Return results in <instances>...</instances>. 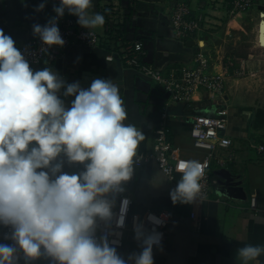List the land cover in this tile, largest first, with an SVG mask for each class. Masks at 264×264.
Segmentation results:
<instances>
[{"label": "crops", "instance_id": "crops-1", "mask_svg": "<svg viewBox=\"0 0 264 264\" xmlns=\"http://www.w3.org/2000/svg\"><path fill=\"white\" fill-rule=\"evenodd\" d=\"M181 1L194 13L206 16L204 30L197 40L182 41L173 35L169 8ZM251 1L247 10L230 14L225 6L227 0H92L90 14L98 12L106 19L107 15L129 13L128 20L121 26L123 37L141 41L146 61L158 69L191 66L194 54L201 50L209 59V72L224 76V94L220 99L199 92L193 94L189 102L170 101L157 84L124 67L118 57L107 61L105 56L112 49L109 43L90 47L72 42L61 49L53 63L30 65L34 70L50 67L67 83L79 81L83 88H88L94 77L112 79L118 85L127 112L125 123L141 129L144 139L137 148L132 178L123 185L125 191L117 196L116 205L119 196L127 195L131 200L130 212H171L162 244L153 247L154 264H241L236 257L238 248L247 244L264 246V157L252 148V144L264 145V78L239 77L232 70L228 71L231 67H224L229 63L234 71H247L262 62L247 55L248 49L264 51V40L258 42V27L264 20L261 15L264 0ZM43 2L0 0V29L12 37L17 48L35 37L33 25L46 24L54 13L53 6L59 4V0H47L45 8L36 11ZM64 16L77 20L67 11ZM249 29L252 32L250 46L240 41L242 32ZM92 31L104 34L103 28ZM62 92L63 89L60 98L70 107L75 97H64ZM220 109L226 111L225 133L232 140L233 161L225 168L211 164L209 175L214 183L205 200L192 205L174 204L170 197L171 182L154 160L145 158L152 149L161 116L164 115L163 123L172 143V161L175 164L192 160L201 163L205 152L193 147L189 137L191 120L214 115ZM218 153L225 155L227 151ZM63 159V171L71 174L84 170L83 165H70ZM180 178L179 171L175 181ZM252 196L255 209L249 206ZM141 243L135 239L133 231H126L122 246L116 248L117 253L127 260L131 254L142 251ZM33 264H49V261L40 259ZM249 264H264V255Z\"/></svg>", "mask_w": 264, "mask_h": 264}, {"label": "clouds", "instance_id": "clouds-1", "mask_svg": "<svg viewBox=\"0 0 264 264\" xmlns=\"http://www.w3.org/2000/svg\"><path fill=\"white\" fill-rule=\"evenodd\" d=\"M47 0L36 11L45 8ZM92 0H59L55 16L34 24L42 52L63 47L58 20L67 11L88 30L101 29L105 17L91 13ZM74 96L67 107L60 98ZM127 112L112 79H93L88 88L67 83L50 67L34 70L11 36L0 29V227L8 229L0 243V264H154L153 246L162 234L146 232L134 217L135 239L142 251L127 260L118 255L106 235L97 238L99 222L125 226L130 204L116 198L132 178L137 148L144 133L125 123ZM83 165L78 173L63 171L65 160ZM170 192L172 202L201 200L203 166L186 161ZM153 225L163 221L147 216ZM113 243H116L113 241ZM264 255V246L247 244L236 250L241 264Z\"/></svg>", "mask_w": 264, "mask_h": 264}, {"label": "built area", "instance_id": "built-area-1", "mask_svg": "<svg viewBox=\"0 0 264 264\" xmlns=\"http://www.w3.org/2000/svg\"><path fill=\"white\" fill-rule=\"evenodd\" d=\"M251 0H227L225 6L230 14L240 13L247 10L251 6ZM55 12L50 16L54 17ZM129 13L107 15L104 24V34L98 35L94 31L88 35V30L81 28L76 18L63 16L58 20V27L62 38L65 40L64 46L76 42L90 47L102 46L106 43L111 44V51L106 54L105 59L111 61L113 57H118L124 67L133 70L139 75L157 84L162 90L168 94L170 101L189 102L192 100L193 94L205 92L210 98L220 99L224 94V76L222 74H213L209 72V59L201 51L198 50L194 54L193 64L191 66H170L166 70L158 69L148 63L145 59V50L143 43L139 40H127L123 37V29L121 26L128 20ZM49 18V19H50ZM169 18L173 35L176 39L197 40L199 34L204 30L207 22L206 16L201 13H194L185 2H176L169 8ZM119 19V20H118ZM48 22V21H47ZM63 46V47H64ZM42 41L38 36L28 40L18 49L25 55L30 65H37L43 62L53 63L61 52L63 47L52 46L47 52H42ZM242 70V69H241ZM164 115L155 129L154 142L151 151L145 154L148 160H154L160 172L171 182L170 191L177 185L175 174L179 172L182 162L175 164L172 161L171 150L172 143L168 137V128L163 123ZM226 111L218 110L214 115H204L194 117L190 123L189 137L193 147L205 152V158L201 161L204 174L200 183L202 185L201 200H196L189 205L205 200L211 192V186L214 183L209 175V169L213 163L218 168H225L234 158L232 140L226 135ZM255 152L264 157V145L252 144ZM219 150H226L225 155H220ZM127 195H121L118 198L117 205L113 210L114 213L119 212V204L121 199ZM131 204V200H130ZM130 204L128 207L125 226L117 228L115 220L111 224L99 222L96 231L97 238L106 235L109 243L113 247H121L126 231L134 232V217H138L139 221L144 224L146 232H151L155 227L156 231L162 234L159 245L162 244L167 226L171 217L170 211L152 212L145 211L142 213L130 212ZM255 198L249 199V206L255 209ZM149 214L155 215L161 219V225H153L147 220ZM194 213H192V216ZM8 229L0 227V243H12L10 240L4 239V234ZM115 241L116 243H113Z\"/></svg>", "mask_w": 264, "mask_h": 264}, {"label": "rangeland", "instance_id": "rangeland-1", "mask_svg": "<svg viewBox=\"0 0 264 264\" xmlns=\"http://www.w3.org/2000/svg\"><path fill=\"white\" fill-rule=\"evenodd\" d=\"M243 12V11H242ZM237 14V13H235ZM258 19H260L258 17ZM256 26V25H255ZM253 27V34L255 33V30H256V27ZM251 29H249L248 31L246 30L245 32H242V36L240 37V41L243 43V44H249V46L251 45L250 44V40H251ZM245 50H247L245 48ZM251 55V58H258L259 61H262L264 62V51H250V49L247 50V55ZM229 60V59H227ZM227 60H226V63H227ZM225 62V61H224ZM260 62V65H258L255 69L252 68V69H247V71H244V70H235L234 71V67L230 66L229 63H227V66H224L225 69H227L228 67H231L230 69H228V71H231L235 73V75H238L239 77L241 76H244V75H252V76H255V77H259V78H264V63ZM233 73V74H234Z\"/></svg>", "mask_w": 264, "mask_h": 264}, {"label": "water", "instance_id": "water-1", "mask_svg": "<svg viewBox=\"0 0 264 264\" xmlns=\"http://www.w3.org/2000/svg\"><path fill=\"white\" fill-rule=\"evenodd\" d=\"M261 15H264V13H262ZM262 27H263V29H262ZM263 30H264V20L260 22V25L258 27V42H259V44H260V42H262L264 40ZM188 44H190V42H187V45ZM93 79H95V77Z\"/></svg>", "mask_w": 264, "mask_h": 264}, {"label": "bare ground", "instance_id": "bare-ground-1", "mask_svg": "<svg viewBox=\"0 0 264 264\" xmlns=\"http://www.w3.org/2000/svg\"><path fill=\"white\" fill-rule=\"evenodd\" d=\"M262 29H263V27H262ZM263 36H264V30H263ZM262 43H263V41H262Z\"/></svg>", "mask_w": 264, "mask_h": 264}]
</instances>
